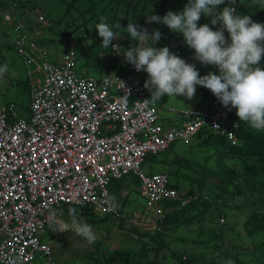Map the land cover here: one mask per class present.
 Wrapping results in <instances>:
<instances>
[{"label": "built area", "instance_id": "2783aa9c", "mask_svg": "<svg viewBox=\"0 0 264 264\" xmlns=\"http://www.w3.org/2000/svg\"><path fill=\"white\" fill-rule=\"evenodd\" d=\"M2 17L5 43L20 58L27 96L25 106L1 100L5 76L0 77V264H32L38 254L50 263V242L40 234L66 233L53 228L56 221L70 223L56 212L68 205L133 226L159 224L169 203L180 207L194 196L170 186L165 172L145 171V156L176 141L189 144L201 130L230 145L239 142L235 108H157L147 97L143 71L130 63L98 77L77 73L72 40L59 57L52 56L28 39L29 21L10 11ZM139 25L151 33L145 17ZM171 52L197 62L191 48L175 46ZM122 176L136 179L140 209L112 206L108 187Z\"/></svg>", "mask_w": 264, "mask_h": 264}, {"label": "rangeland", "instance_id": "374dc122", "mask_svg": "<svg viewBox=\"0 0 264 264\" xmlns=\"http://www.w3.org/2000/svg\"><path fill=\"white\" fill-rule=\"evenodd\" d=\"M0 1L4 6L3 8H5L1 9L2 7H0V66L8 65V71L4 74L5 77L1 83V100H10L21 106L26 103V97L18 89L16 83L24 79L23 67L19 56L5 44L6 33L1 34V30L5 31L7 29L5 27L7 21L2 17L4 14L8 15L10 11L11 17H21L29 21L31 25L28 27V39L40 46L46 53L57 57L69 48L71 37L74 34L85 33L86 30L91 29V25L99 23L101 17H105L110 26L122 22H126L124 26H127L128 21L135 22L137 18L131 16L130 12L132 11L130 9L129 12L125 9L124 2L128 0H99L102 3L99 5L94 3L98 0ZM238 2L243 4V8L237 12L238 14L249 15L253 21L264 23V14H258L259 10L264 11L263 0L236 1V3ZM12 3H14L13 6H11ZM91 3L94 7L90 13V19H88V12L83 11H86ZM172 3L178 5L179 8H183L188 0H172ZM144 6L150 7L151 5L146 2ZM99 7H104L106 13L97 18L96 13ZM223 7L224 5L220 8ZM38 13L43 16V20L37 21L36 16ZM143 17L145 16L138 17L136 20L141 21ZM204 23L209 24V22L203 20L198 21V25ZM157 26L155 27L157 28ZM224 35L229 38L226 30ZM180 37H182V43L178 46L188 47L181 34ZM76 52L75 70L77 73L85 70L86 74L94 77L104 74L103 71L98 72L96 69L88 67L85 59L79 55L78 51ZM105 62L107 65L108 58H105ZM127 65L125 66L127 67ZM262 65L264 66V62ZM195 66L199 69L201 75H205L209 71L218 72L215 66H205L199 61ZM147 78V73L143 71V81L145 82ZM146 93L150 99L151 92L147 88ZM215 101L218 104L219 100L208 89L198 86L195 97L190 101L183 96L169 98L165 94L154 104L157 108L170 107L177 111L184 109L210 111L214 108ZM166 117L170 118L171 116L166 114ZM173 119L175 118L173 117ZM247 126L249 125L247 124ZM165 150L168 152L160 151L154 154L153 159L148 158V162H144L142 168L147 172L164 170L167 163L174 157L182 160V162L191 163L192 168H198L199 165L210 170L217 168L213 157L214 152H211V149L207 146L200 145L196 138L189 144L176 141L169 149ZM163 160H166L167 163ZM250 160L253 159L249 158L243 161V158L239 156H225L222 159V164L231 169H237L241 173L239 178L234 179V182H237L238 188L242 191V194H237L236 189H230L231 194L228 195L227 200L229 206L223 208L222 212L212 207L204 214L192 217L189 222L182 221L184 218L188 219L193 216L194 212L190 211L184 217L181 215L177 219L167 222L166 226L157 231L158 235H155L154 239L151 236L155 234L158 224L134 225L133 228L137 231L134 232L133 229L121 227L117 221L110 217L98 224L88 223L98 237L91 244L72 231H67L62 236L56 237L45 229L40 234V239L42 241L49 240L50 242V263L47 262L45 257L38 254L32 264H112L104 258L108 257L112 251L119 249H123L127 253L129 264H180L174 256V253L179 252L185 256L181 264H236L235 261L227 259L226 255L228 253L247 259L250 262L249 264H260L262 262L264 264V222L261 224L260 231L252 233L255 226L254 215H264V194L261 198L256 199V203H254L252 200L255 194H252L253 191H250L249 187L242 183L243 176L246 175L244 164ZM176 175V177L170 179L179 185L180 189L185 190L191 187L194 191H197V176L194 172H190L186 167H180ZM254 178L258 180L256 179L257 176H252V179ZM213 183L210 180L206 184ZM122 184L120 189L112 191V197H115L114 203L121 206L123 211L140 209L143 200L139 195L137 184L128 182L127 179ZM200 191L201 193H207L208 185H202ZM169 205L165 207V214H169L170 211H177L176 206L171 203ZM88 210H86L87 215L90 213ZM57 214L63 217L65 212L59 210ZM67 216L64 215L66 219L63 218L67 222H71V216H68L69 219ZM220 218L222 221H220ZM156 246H159V248L155 250ZM116 263L124 264L122 256L116 260Z\"/></svg>", "mask_w": 264, "mask_h": 264}, {"label": "clouds", "instance_id": "9594fccd", "mask_svg": "<svg viewBox=\"0 0 264 264\" xmlns=\"http://www.w3.org/2000/svg\"><path fill=\"white\" fill-rule=\"evenodd\" d=\"M224 3L225 0H188L182 11L168 10L163 16L152 12L145 16L149 23H163L171 32L180 33L188 45V48H180L193 49L197 62L213 65L218 70L205 75L200 74L196 64L186 62L168 46L157 47L162 37L158 29L149 33L132 21H128L126 28L120 23L110 26L106 18L101 17L95 30L102 38V47L111 46L117 55L123 54L125 61L136 71L147 73L145 87L151 92L149 100L152 103L165 94L169 98L183 96L190 101L201 86L208 89L223 107L235 108L239 121L254 130L264 131V67H261L264 23L253 21L249 15L238 14L232 6L236 0H228L226 6L218 8ZM201 15L211 18V25L219 27L214 30L208 23L198 25ZM113 28L126 30L138 44L121 53L120 45L112 43L119 35ZM225 30L229 38L225 37ZM7 71V64L0 66V77ZM111 200L115 207V197ZM69 214L71 222L56 221L53 231H74L90 244L94 243L98 237L92 226L78 217L75 208L70 209Z\"/></svg>", "mask_w": 264, "mask_h": 264}, {"label": "trees", "instance_id": "16d2710c", "mask_svg": "<svg viewBox=\"0 0 264 264\" xmlns=\"http://www.w3.org/2000/svg\"><path fill=\"white\" fill-rule=\"evenodd\" d=\"M109 1V0H108ZM238 1V0H236ZM246 1V0H245ZM264 1V0H263ZM101 1H96L94 2L96 5L102 4L100 3ZM146 2L149 3L151 6L146 7ZM89 5L86 9V11L83 12H88V19L91 17V12L94 7ZM228 4V0H225V3L222 4L226 6ZM125 9L129 12V9L132 11L130 12L131 16L133 15V18L136 16L142 17V16H147L150 15L152 12L155 15L163 16L168 10H172L173 12L177 11H182L183 8H179L178 5H174L172 3V0H128L124 2ZM219 6L218 8L222 7ZM243 4L238 2L234 5L237 9V12L239 9L243 8ZM0 7L1 9L4 6L2 5L0 1ZM96 13V9L94 10ZM105 12L104 7H99L97 14V18H99L101 15H103ZM259 15H263L264 11L259 10L258 12ZM112 16V14L110 13ZM136 18V19H137ZM135 19V23L139 24L140 20L138 21ZM141 19V18H140ZM210 19L205 16H201L200 20H203L204 22H209V26L212 27L214 30L219 26H213L210 23ZM95 24L91 25V29L86 30L85 33H78L74 34L71 39L73 42L74 49L75 51L79 52V55L85 59L86 64L88 67H91L93 69H96L98 72H105L109 70H114V71H122L126 68L125 65H127V62L124 59L123 54L117 55L112 48H104L101 46V41L102 38L98 35V33L95 30ZM122 27H127L124 26L126 22L120 23ZM154 24V25H153ZM156 25L157 28L155 27ZM154 26V27H153ZM151 32L153 29H158L162 33L161 39L157 42L156 46L157 47H163V46H168L170 51L173 49V47L180 45L182 43L180 37V33H173L171 32L166 25L163 23H152ZM114 32H119V35L117 38L114 40L116 45H120V51L123 53L128 47H133L134 41L132 40L129 35L127 34L126 30L124 29H116L113 28ZM180 47V46H178ZM183 48H188V47H183ZM77 55V52H76ZM105 58H108V63L106 65ZM264 62V57H262V62H261V67H264L262 63ZM106 65V66H105ZM18 89L25 94V97L27 96V88H26V83L23 80L19 81L16 83ZM214 103V102H213ZM17 105V103H16ZM26 103L24 104V106ZM222 104L220 101L218 104L213 106V109H216L218 107H221ZM212 109V110H213ZM234 119L238 122L239 125V131H238V140L239 142L236 145H230L228 141L225 140L224 137L218 136L211 134L209 132L206 133L205 130H201L200 132H197L193 140L196 138L197 142H200V145L207 146V148L211 149V152H214L213 157L214 161L216 163L217 168L215 170H210L209 168L205 166H200L198 168H192L191 163H187L186 161L182 162V160L178 158H172L168 163L166 160H163L164 162L167 163V165L164 167V170H161L162 172H165L168 176L169 179V185L173 187L180 188L179 185L172 182L170 178L176 177L179 171L180 167H186L190 170V172H194L197 176L196 178V184H197V191H194L191 187L185 189L184 191L193 195L194 198L189 200L188 203H186L183 206L177 207L176 212H169V214H165L162 221L158 224L157 230L155 231V234L151 236L152 239L155 238V235H158L157 231L162 229L164 226H166L167 222L171 220H175L178 217L184 215L190 211H193V216L190 218H184L182 221L184 222H189L192 217L195 216H200L204 214L207 210L211 209L212 207L217 208L219 211H223V208H225L228 204V195L230 196V189L235 190L237 194H242V191L238 188L237 182H234V179L236 180L239 178L240 174L237 169H231L228 166L222 164V159L225 156H239L243 158V161L245 159H253L250 160L249 162H245L244 166V172L245 176H243L242 183L245 186L249 187L250 191H253L252 194H255V197H253V202L256 203V199H259L263 196L264 194V131H257L253 130L245 122L239 121V118L237 115L234 117ZM173 145L170 144L166 149H169ZM168 152L167 150H163ZM162 152V151H161ZM154 154H147L144 158V161L148 162V158L153 159ZM161 160V159H160ZM175 166V167H174ZM252 176L255 177L257 176L255 180L252 179ZM127 179L128 182L136 184L137 181L134 177L132 176H122L121 178L117 180H113L110 183V188L108 187V194L109 198H112V191L116 189H120L121 186L123 185L122 182ZM210 180H212L214 183L213 184H206ZM202 185H208V191L207 193H201L200 189ZM112 201V200H111ZM113 203V201H112ZM75 208L77 211L78 217L84 219L87 223L90 224H95L102 222L103 220L107 219V217H110L111 219L115 220L118 222V225H120L123 228H128V229H133L132 231H136V229L133 228V225L127 224L124 222L123 218H117L114 215L110 214H104V215H98V214H93L91 213L88 208H77L73 206H65L64 208H61L59 210H62L66 214H69V210ZM116 209H120L122 211V207L118 206L115 203ZM59 210H56L58 212ZM86 210H88L90 213H86ZM63 215V217H64ZM70 215V214H69ZM68 215V216H69ZM94 215V216H93ZM67 218L69 219V217ZM65 218V217H64ZM66 219V218H65ZM255 219V226L252 229V233L258 232L261 230V224L264 222V215H254ZM137 232V231H136ZM157 242V241H156ZM159 246L155 247V250L158 249ZM264 253V251H263ZM51 255V253H50ZM122 256V261L124 264L128 263L127 262V253L123 251V249L119 250H114L111 252L108 257L104 258L108 263L112 264H117L116 260H118ZM175 258L177 259L178 263L183 262V258L185 257L184 254L181 252L175 254ZM227 259L230 261H235L236 264H249L250 262L245 259V258H239L238 256L228 253L226 255ZM188 261V260H186ZM260 264H263L260 263Z\"/></svg>", "mask_w": 264, "mask_h": 264}]
</instances>
